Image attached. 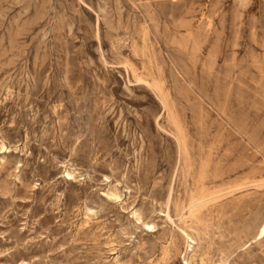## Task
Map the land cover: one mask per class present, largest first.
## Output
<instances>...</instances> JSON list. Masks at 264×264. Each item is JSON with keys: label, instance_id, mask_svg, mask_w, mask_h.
<instances>
[{"label": "rangeland", "instance_id": "374dc122", "mask_svg": "<svg viewBox=\"0 0 264 264\" xmlns=\"http://www.w3.org/2000/svg\"><path fill=\"white\" fill-rule=\"evenodd\" d=\"M263 227L264 0H0V264H264Z\"/></svg>", "mask_w": 264, "mask_h": 264}, {"label": "bare ground", "instance_id": "6f19581e", "mask_svg": "<svg viewBox=\"0 0 264 264\" xmlns=\"http://www.w3.org/2000/svg\"><path fill=\"white\" fill-rule=\"evenodd\" d=\"M4 42V41H3ZM264 232V227H263V229H262V233Z\"/></svg>", "mask_w": 264, "mask_h": 264}]
</instances>
